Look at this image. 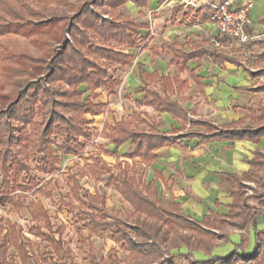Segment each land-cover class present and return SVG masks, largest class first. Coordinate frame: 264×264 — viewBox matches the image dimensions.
Returning <instances> with one entry per match:
<instances>
[{"label":"trees","instance_id":"16d2710c","mask_svg":"<svg viewBox=\"0 0 264 264\" xmlns=\"http://www.w3.org/2000/svg\"><path fill=\"white\" fill-rule=\"evenodd\" d=\"M126 1L0 0V40L9 35L22 36L40 54L37 57L28 54L0 56V103H8L0 109V206L12 211L26 210L33 221L28 233L45 241L50 249L49 258L41 254L39 260L38 245L17 223L0 215V264H12L11 258H17L20 264H27L29 259L33 264H68L69 251L61 239L65 227L54 228L40 201L27 202L28 193L38 184L37 177L31 174L30 162H36L37 172L53 174L58 169L60 155L82 154L91 140L90 120L86 114L96 115L102 108L101 103L95 102L96 91L115 92L120 80L109 70L114 64L125 65L130 58L120 46L136 47L140 42V24L118 11ZM133 1L140 6L146 2ZM91 5L99 10L90 8ZM68 6H75L72 14L67 11ZM229 38L233 37H220V43ZM49 41L55 42L58 50H50L51 44L46 46ZM198 54L241 65L238 59L215 48L194 54L174 50L175 57L182 60L181 65ZM256 56L264 59V50ZM250 73L255 77L264 71ZM247 89L264 91V82ZM139 104L168 111L187 121L186 110L171 102L167 95L147 91ZM248 119L252 123L244 125ZM191 123L203 125L205 131L188 129L179 137L257 140L264 135V105L259 106L256 120L251 114L220 128L206 120L196 119ZM107 128V137L114 144L130 141L134 146L131 155L141 157L146 163L155 158L153 150L169 141L156 126L143 129L129 119H121ZM249 164L254 170L241 177L230 175L238 191L233 193L229 213L226 216L211 214L200 222L180 212L176 203H162L154 184L140 181L134 167H131L132 174L127 166L114 174L100 157L83 166L76 164L68 174L71 187L66 204L70 212L77 210V219L90 233L111 231L114 241L121 242L130 253L123 262L116 257L107 261L92 249L91 264L162 262L166 261L160 260L163 249L181 245L207 254L199 264H235L249 260L264 264V240H261L260 252L249 257L235 250L223 256L210 254L218 239L227 240L226 226L246 229L254 224L255 211L252 209L256 207L240 205L239 198L243 180L258 177L257 182L264 188V151L256 150ZM258 171L261 174H257ZM104 172H110L108 183L116 187L133 211L107 208L97 192L84 190L81 194V180L85 176L98 180ZM258 198V206L264 207V190ZM203 225L218 227V233L210 234Z\"/></svg>","mask_w":264,"mask_h":264},{"label":"crops","instance_id":"0c3cea01","mask_svg":"<svg viewBox=\"0 0 264 264\" xmlns=\"http://www.w3.org/2000/svg\"><path fill=\"white\" fill-rule=\"evenodd\" d=\"M193 1L196 2V7L187 5L182 0H174L172 4L167 0H146L144 6L128 0L118 7L121 14L133 18L140 24L138 31L140 42L136 47L122 49L124 53L130 55L125 65L114 64L109 70L111 75L117 76L120 80L115 92L108 93L103 89L96 91L95 102L101 103L102 108L96 115L86 114V118L90 120L91 140L83 153L63 156L79 160V162L71 160L72 164L68 168L73 167L72 170L76 164L83 166L85 162L91 163L96 157H100L114 174L125 166L132 174L131 167H134L140 181L154 184L162 203H176L180 212L200 222L211 214L226 216L229 213L235 192L230 175L241 177L251 170L249 160L253 158L255 151H264V135L257 140L251 138L203 140L198 136L179 135L188 129L205 131L203 125H194L191 120H206L215 128H220L251 114L255 120L259 116V106L264 103L255 100L256 96L263 95L264 91H252L247 88L258 85L257 76L253 77L250 72L257 71L264 64V59L256 56L264 50V0H234L233 5L236 7L246 1L253 2L249 11L251 23L247 27L251 39L241 42L237 38H229L221 41L219 46L211 42L216 30L210 22L206 4L208 0ZM214 48L224 55L238 59L241 65L225 60L215 61L207 54H198L181 65L182 60L174 55L175 49L185 54H194ZM249 55L255 60V66L248 67L245 64V59ZM118 88L124 89L126 99L132 104V112L128 117L118 111V104L113 105L101 99L102 91H106L109 97H112L117 96ZM147 91L167 95L171 102L186 110L187 121L184 122L168 111H158L151 105H140ZM121 119L132 120L143 129L154 125L169 138V141L153 150L155 158L146 163L141 157L131 155L134 146L130 141L116 145L107 137L109 132L107 125H113ZM248 123L251 124L252 120L248 119L246 124ZM90 143L96 145L97 153L90 155L86 153ZM109 177L110 172H104L98 180L85 176L81 180V194L83 195L84 190L97 192L103 197L107 208L133 211L116 187L108 183ZM89 179L92 180L90 183ZM67 185V192L64 195L66 202V195L71 187L68 180ZM83 200L86 199L83 197ZM254 211L253 225L246 229L226 226L224 232L227 240L218 239L210 254L223 256L235 250L237 254L249 257L253 255L255 248L258 247L260 250L261 240H264V207L260 208L257 205ZM76 212L77 210H74L70 213H74L77 219ZM49 217L51 220L50 215ZM60 225L65 227L61 235L62 240L66 231L71 232L68 241H64L65 246L75 239V250L91 253L94 249L104 260L120 257L124 261L130 254L122 247L121 242L114 241L111 231L90 233L84 223L80 229L68 228L63 223L57 226ZM203 228L211 231L210 233H218L214 228L204 225ZM30 236L32 240L37 239ZM70 250L73 249L70 247L69 253ZM88 253H83L85 264H91ZM206 257L207 254L202 250L191 251L187 246L181 245L163 249L160 260L166 261L144 264H199V261ZM235 264L256 262L249 260Z\"/></svg>","mask_w":264,"mask_h":264},{"label":"rangeland","instance_id":"374dc122","mask_svg":"<svg viewBox=\"0 0 264 264\" xmlns=\"http://www.w3.org/2000/svg\"><path fill=\"white\" fill-rule=\"evenodd\" d=\"M90 8L99 10L98 7L92 6V5L90 6ZM74 10H75V6L74 8L73 7L71 8L69 6L67 7V11L69 12V14H72ZM103 17H109V16H107V14H103ZM67 38H69L68 34H67ZM0 43L2 45V49L0 50V56H3V57L10 56V55H20V54H28L34 57L40 56L39 52H37V50L31 44L28 43L26 38L22 36H13V35L4 36L1 38ZM46 44H47L46 46H49L51 44L52 47L50 48V50H52V48H55L54 50H58V46L56 45L55 42L49 41ZM120 48H125V47L120 46ZM254 61L255 60L251 59L249 55L245 59V64L248 67L255 66ZM258 70L264 71V64H262ZM121 71L123 72L124 70L121 68ZM0 82H1V76H0ZM262 82H264V73L257 76L256 84H260ZM4 91L5 89L2 90V92ZM100 96H101V99L107 103H111L113 105L118 104L119 106L118 111L120 113H123L122 114L123 116L128 117L131 115L132 104L126 99L123 88L121 89L118 88L117 96L109 97V94L106 93V91H102ZM260 101L261 103H264V94L261 96L259 95L256 96L255 102H260ZM7 104H8L7 102L0 103V109L5 108ZM118 113H117V117H118ZM244 125H250V124L244 123ZM97 140L99 142H103V140H100V139H97ZM86 153L88 155H90L91 153L92 154L97 153L96 145L94 143H90L86 149ZM71 160L74 161L76 159H73L71 156L64 157L63 155H61L58 170L57 172L53 174H44V173L37 172L36 162L34 161L30 162L32 166L31 174L37 177L38 184L32 191L28 193L27 202H30L31 200L40 201L44 205V207L48 210V213L51 216V220L55 226L63 223L68 228L80 229L83 223L76 219L74 213L71 214L68 211L67 205L65 203L66 201L64 200V195L67 192L66 189L68 186L67 185V180H68L67 175L70 172V170L73 169V167H71V169L68 168V166L72 164ZM76 162H79V160H76ZM251 170H254V169H251ZM257 174H261V172L258 171ZM24 176L25 175H23L22 177L23 179H24ZM257 178L243 180L242 182L243 187L241 188L240 198H239L240 205H244V206L248 205V206L257 207V205L259 204L258 197L261 194V192L264 190V188L259 184V182H257ZM91 181L92 180L89 179L88 183H90ZM234 187H235V192L238 191L237 185L234 184ZM255 209L256 208L252 209V211H254ZM0 215L4 216V218L6 219H9L11 222L17 223L21 231L27 234L29 238H32L27 232V229L33 223L29 219V216L26 210L12 211V210H9L7 208L0 206ZM211 228L219 230L218 227H211ZM70 233H71L70 231H66V233L64 234L63 241H68ZM210 234H216V233H210ZM33 241L36 243V245H38L39 253H37V258L40 260L41 254L43 255V258H49L48 257L49 255L47 252L50 249L47 247V243L41 240L40 238L33 239ZM73 246H75V239L70 241L67 247L69 249L70 247H73ZM35 247L36 246H34V248ZM254 251L252 254L256 255ZM259 252L260 251H258V253ZM83 253L87 254L88 252L85 250H80L76 253L71 251V253H69V260L67 261L68 264H83V258H84ZM88 254H89L90 263H92L91 261L92 255L91 253H88ZM117 259L121 262L123 261L122 258L120 257ZM11 260H12V264H20L17 258H11ZM27 264H33V260L29 259L27 261Z\"/></svg>","mask_w":264,"mask_h":264},{"label":"built area","instance_id":"2783aa9c","mask_svg":"<svg viewBox=\"0 0 264 264\" xmlns=\"http://www.w3.org/2000/svg\"><path fill=\"white\" fill-rule=\"evenodd\" d=\"M168 3H174V0H167ZM185 4L196 7V2L193 0H182ZM234 0H208V13L210 22L216 30V35L211 38V42L219 46L220 37H233L241 42H247L251 39L247 33V27L251 23L249 11L253 6L252 1H246L240 6L233 5ZM74 247V248H73ZM74 250L76 253L80 250ZM259 248H255L254 253L257 254ZM85 264V263H83Z\"/></svg>","mask_w":264,"mask_h":264}]
</instances>
